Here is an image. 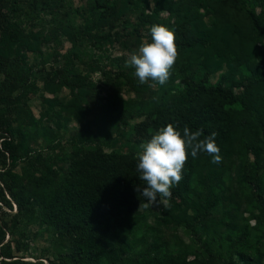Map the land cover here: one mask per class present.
<instances>
[{"label":"trees","instance_id":"obj_1","mask_svg":"<svg viewBox=\"0 0 264 264\" xmlns=\"http://www.w3.org/2000/svg\"><path fill=\"white\" fill-rule=\"evenodd\" d=\"M63 1L0 0V200L12 207L6 191L17 206L0 213V242L10 234L2 253L27 252L24 228L34 226L59 244L49 264H264V0H85L81 24L57 9ZM153 24L175 35L166 84H141L120 65L111 80L85 59L88 43L115 39L129 48L150 39ZM47 35L70 46L36 77L28 53L41 56ZM97 71L109 85L98 100L88 80ZM38 79L50 96L41 95L36 116L29 100ZM62 89L68 95L58 98ZM56 106L63 127L81 125L67 147L50 125ZM140 117L128 143L187 126L215 132L222 161L189 150L168 205L145 206L138 150L117 147ZM40 135L51 136L46 150L31 147Z\"/></svg>","mask_w":264,"mask_h":264},{"label":"clouds","instance_id":"obj_2","mask_svg":"<svg viewBox=\"0 0 264 264\" xmlns=\"http://www.w3.org/2000/svg\"><path fill=\"white\" fill-rule=\"evenodd\" d=\"M150 39H144L138 48L128 55L126 65L134 68V75L141 84L154 81L164 85L178 57L175 35L166 26L153 24L149 28ZM216 133L203 135L201 129L185 126L181 131L172 124L158 129L147 141L139 145L136 153V170L142 185L136 186L145 198L146 205H168L171 188L182 180V170L188 159V151L196 158L198 153L211 157V163L219 164L222 157L215 142Z\"/></svg>","mask_w":264,"mask_h":264},{"label":"rangeland","instance_id":"obj_3","mask_svg":"<svg viewBox=\"0 0 264 264\" xmlns=\"http://www.w3.org/2000/svg\"><path fill=\"white\" fill-rule=\"evenodd\" d=\"M151 3V0H149ZM86 1L85 0H64L62 2V6L57 7V9H60L61 14H66L68 17H70L71 21H73L75 24H81L82 23V17L81 12L83 7L85 6ZM49 16H47V19ZM131 20L136 22L138 19L136 15L133 13L130 16ZM145 38L141 39L140 43ZM46 40V41H45ZM131 45L129 48H126L121 42L116 41L113 39L112 42H103L99 47L93 44L88 43L85 47L88 49V55H86L85 59L91 61H98L100 66L109 74V78L112 80L115 76H121L120 75V66L125 68L126 60L128 58V55L131 53L130 49L135 50L138 48L139 44ZM70 46V43L64 39H62V45L56 46L54 42L48 40V35L43 39L42 43V51L43 54L41 56L35 54V53H28V60L27 63L31 66H33L34 71L36 72V77H39V74L44 70L48 69L51 64H54V57L55 55L61 54L65 52ZM119 56L124 57L121 61L117 62L114 60V58H117ZM58 58V57H57ZM120 65V66H119ZM79 70L83 73H87V67L85 64L79 65ZM121 80L124 78L121 77ZM40 81V79H38ZM88 80H91V82L94 84V87L92 89V92L94 94V97L98 100L101 96L106 95L109 92V85L106 76L104 74L100 73V71L97 72H89L88 73ZM38 90L35 94V96H31L29 100V106L38 116V112L43 108V104L41 101V95L50 96V93L47 92L46 88H49L48 86H43L42 82L40 81L38 84ZM57 97L60 96H67L68 91L66 89H62L57 93ZM124 96H128L129 94L124 92ZM132 95V93H131ZM94 100V99H93ZM54 115V122L50 124L54 130H58V136L60 138L61 143L64 146H68L70 139L72 136H75L80 130L81 125L78 121L73 120L69 123L67 127H63L62 120H61V112L56 106L53 112ZM143 118H136L131 121L130 126L127 128V133H124L123 136L120 137L118 146L119 148L127 149L129 145L134 144V147L136 150H139V145L143 142L140 141L138 144L135 145L133 141L127 142L126 136L129 132L133 129L134 123L137 122H143ZM145 121V120H144ZM141 137L139 134L135 136V139ZM143 140V139H141ZM51 143V136L49 135H40L37 138V141L34 142V144L31 145L33 149H44L48 146V144ZM46 152V151H45ZM179 201L181 199L178 198ZM9 217V214L6 218ZM253 224V221H251ZM26 232L29 231V237L26 240L28 249L27 252L29 255L34 259V261L41 260L43 264H49L50 260H53L55 258V254L59 250V244L56 243L55 239L51 236V233H46L42 231H38L36 227L34 226H27L24 228ZM32 232V234L30 233ZM185 236V233L182 234ZM14 237V236H13Z\"/></svg>","mask_w":264,"mask_h":264},{"label":"built area","instance_id":"obj_4","mask_svg":"<svg viewBox=\"0 0 264 264\" xmlns=\"http://www.w3.org/2000/svg\"><path fill=\"white\" fill-rule=\"evenodd\" d=\"M3 139L4 137L0 138V141H2ZM0 187H3V184L1 182H0ZM5 195L7 199L11 201L12 207L11 208L6 207L3 204V202L0 200V213L1 211H6L8 213L15 212L17 209L15 202L11 200L9 194L6 191H5ZM9 240H10V234L9 232L6 231L4 239L0 242V264H6V262H11L12 260H16V259H20L23 261H34V259L29 255V253L25 251L18 252L17 254H14V256L12 257H8L7 255H4L2 253V249H3L4 244H6ZM10 249L12 250L13 253L15 252L14 250L15 246L13 242L10 243Z\"/></svg>","mask_w":264,"mask_h":264}]
</instances>
